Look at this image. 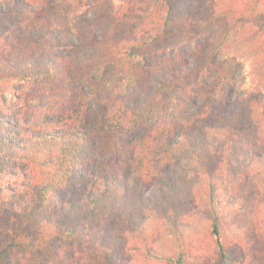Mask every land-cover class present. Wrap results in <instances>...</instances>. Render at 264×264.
I'll return each instance as SVG.
<instances>
[{
  "label": "trees",
  "instance_id": "obj_1",
  "mask_svg": "<svg viewBox=\"0 0 264 264\" xmlns=\"http://www.w3.org/2000/svg\"><path fill=\"white\" fill-rule=\"evenodd\" d=\"M108 1L111 24L106 0L68 12L50 0H0V264L13 250L56 264L63 241L86 252L88 264H119L115 255L134 250L118 241L121 229L139 242L141 264H206L191 253L190 234L200 229L213 259L235 264L247 229L231 233L227 220L245 211L240 184L244 195L259 193L251 240L264 237V53L251 79L229 91L233 65L245 71L254 62L217 59L229 34L215 18L219 6L227 11L221 1L216 10L207 3L202 20L220 29L209 54L174 0ZM159 1L160 26L112 35L125 11ZM242 7L243 19L264 20V0ZM27 23L33 30L23 33ZM30 84L50 102L60 90L65 107L19 108L14 89Z\"/></svg>",
  "mask_w": 264,
  "mask_h": 264
},
{
  "label": "rangeland",
  "instance_id": "obj_2",
  "mask_svg": "<svg viewBox=\"0 0 264 264\" xmlns=\"http://www.w3.org/2000/svg\"><path fill=\"white\" fill-rule=\"evenodd\" d=\"M82 1L84 2L86 0H50L51 4L53 5L58 2L56 6L52 5V8L56 9L57 7H62L64 8V10H67V12L76 9ZM174 1L176 2L178 8L185 10L187 15H192L195 22L193 31L202 36V38H200L198 42L202 44L203 53L206 54H209L211 49L216 47L215 45L218 44L219 41H215V38L220 29H218L216 27V24H214L213 22H210L209 26H204L202 24V20L206 18L205 8L207 6V3H209V5L213 6L214 10H216L217 6H215L214 4L220 5V1L223 3L222 9L227 10L228 13L227 11L226 13H221V11L223 10H221V7L219 6L217 11H219L220 13H218V16H216L215 18H217L216 21H219L221 18H223L220 21H224V28H227L229 34L228 37H226L225 42L220 43V46H217V59L223 57L224 55V59L230 62V58L234 57V59H236L238 58V56H241V54H245L244 59H242L243 61L248 63L254 62L252 63V65H249L250 68L245 69V71L242 69V64L239 67H237V64L233 65V69L235 71L233 73V79L229 83L228 89L229 91H238L242 83V78H244L245 76H252L254 74L253 72L256 70L258 66L257 64L259 63V56L264 53V20L262 18L253 20L243 19V0ZM163 3L164 2L159 1L154 4L147 5V8L143 7L144 11L142 13H139L138 11H134V13L125 11L127 20H125L124 22H120L122 25V30L115 27L116 31L113 30L112 35L114 34L115 36H117V39L120 40L122 37L130 38L134 34H140L139 32L141 31V28L139 26L142 27V24H145L150 28L157 27V25L160 26L162 24V22H160V19L162 18L161 13L166 11ZM235 9L238 10L237 14H234ZM114 10L116 9L113 8V5L110 4L108 0H106V4L104 5V10L102 13L104 17L105 14L107 15L108 24H111L112 22L111 18ZM130 19H132V21H129ZM11 25L12 23H8L7 26L10 27ZM19 30L23 31V33H29L33 30V27L30 23L19 24ZM249 79L251 78L248 77V80ZM14 90L16 93V98L13 102L18 104L19 108L23 103H26L28 105L30 104V106L33 107L38 106L42 108H44L45 105L50 104L54 109L61 110L65 107L64 101L69 99L66 94L62 93L60 90L55 89L57 93L61 95L63 94V97L59 101H48V97L45 94V89L40 84L20 85L17 86ZM18 102L21 103L19 104ZM259 109L262 108H260L258 104L257 110ZM236 191L238 192L239 196L244 197L242 206L245 211L238 213L239 215H235L236 213L233 211V213L231 214V219L227 220V224L229 226L228 229L231 231V233H234L236 232L237 228L240 227L247 229V233L244 237L243 243H239L234 246L231 259L235 264H238L240 262H242V264H264V237L259 238V243H255L254 240H251V237H256V234L252 233V230L250 229L251 220L253 219L254 214L257 211L259 212V193L257 192V190H250L249 188V192L244 195V193L247 192V187L244 184H240V186H237ZM190 206L191 208H194V201ZM189 222L191 223V221ZM119 225L120 224L117 223V227ZM120 231L121 235L118 236V241L130 245L134 248V250H130L128 248L127 251H121V253L115 255L112 260H114L115 262L118 261L119 264H141V261L139 260V258L141 257H139V253L138 251H136V248L139 247V242L137 240H134L131 235H125L122 229ZM190 236H193L192 243L196 247V250L194 252H191L192 254H197L200 257H203L206 264H221L219 259H213V254H215L213 242L206 237L201 229L199 231H192ZM60 245L64 249L63 251H60V249H58V254L54 258L56 260V264H88L87 261H85L86 252L84 253L82 249L78 248L77 246H73V243L69 241H63ZM171 248L172 247L169 248V252L172 254L174 251L171 250ZM8 255L9 264H34L31 260L24 261L21 252H15V250H13L10 251ZM146 264L168 263L160 261H150L146 262Z\"/></svg>",
  "mask_w": 264,
  "mask_h": 264
}]
</instances>
